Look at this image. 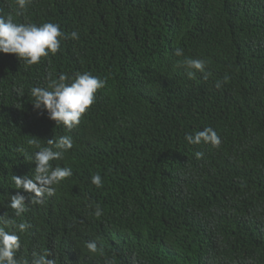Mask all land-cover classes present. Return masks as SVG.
<instances>
[{
	"label": "trees",
	"instance_id": "1",
	"mask_svg": "<svg viewBox=\"0 0 264 264\" xmlns=\"http://www.w3.org/2000/svg\"><path fill=\"white\" fill-rule=\"evenodd\" d=\"M0 16L65 34L35 65L0 52V216L30 225L5 228L19 264L49 252L56 264H264V0H0ZM50 73L106 80L72 130L34 108ZM208 127L219 148L186 139ZM66 135L74 147L52 164L73 175L34 205L13 180L34 176L29 140Z\"/></svg>",
	"mask_w": 264,
	"mask_h": 264
},
{
	"label": "clouds",
	"instance_id": "2",
	"mask_svg": "<svg viewBox=\"0 0 264 264\" xmlns=\"http://www.w3.org/2000/svg\"><path fill=\"white\" fill-rule=\"evenodd\" d=\"M30 2L31 0H17L21 9ZM64 36L60 26L55 23L48 22L41 26L17 24L13 22L11 17L6 20L0 16V52L15 54L20 60H24L28 66L40 63L42 58L49 56V53L56 55L60 50L61 38ZM71 38L79 39V34L73 32ZM175 54L182 56L183 49L177 48ZM178 66L204 73L206 62L201 59L186 58ZM195 71L188 73L190 78L195 77ZM227 79L225 77V80ZM67 80L66 74H61L57 80L53 79L50 73L47 88L34 87L31 89V95L34 97L35 109H46L49 118L56 122V126L62 124L67 129L72 130L80 125L83 117L94 105L96 93L106 86V80L93 76L91 73H78L71 84L66 83ZM220 86L221 84L218 82L217 87ZM186 139L190 144L203 142L211 144L215 148H219L222 144L221 138L211 127L196 132L194 137L189 134ZM29 144L39 149L34 153V161L37 164L34 176L32 178L27 175L23 178L13 176V180L17 189L35 194L31 199L32 204H44L46 196L55 195V185H59L65 179L72 177L73 172L70 168L59 165L53 167L52 161L62 160L64 153L72 149L74 144L72 138L67 135L60 137L58 141L53 138L48 139L47 144L51 147L41 146L37 137L30 139ZM196 157L202 159L203 153L197 152ZM92 183L97 188L102 187V177L96 174L92 177ZM25 200L26 197L19 193L11 196L10 207L15 211L16 216H22L28 210ZM89 206L91 207V205ZM102 214L100 206L96 205L95 215L100 217ZM6 227H18L23 232L30 225L26 222L16 225V222L10 219L7 214L0 216V264H19L16 253L21 248L20 237L6 231ZM86 246L92 253L102 252V249H98L94 241L88 242ZM49 256H51V252L47 255H36L32 264H56L54 259H48Z\"/></svg>",
	"mask_w": 264,
	"mask_h": 264
}]
</instances>
